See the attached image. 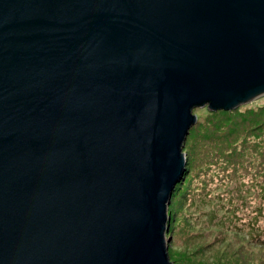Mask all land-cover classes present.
<instances>
[{
	"label": "water",
	"instance_id": "water-1",
	"mask_svg": "<svg viewBox=\"0 0 264 264\" xmlns=\"http://www.w3.org/2000/svg\"><path fill=\"white\" fill-rule=\"evenodd\" d=\"M264 95V0H0V264H174L194 110Z\"/></svg>",
	"mask_w": 264,
	"mask_h": 264
},
{
	"label": "rangeland",
	"instance_id": "rangeland-1",
	"mask_svg": "<svg viewBox=\"0 0 264 264\" xmlns=\"http://www.w3.org/2000/svg\"><path fill=\"white\" fill-rule=\"evenodd\" d=\"M194 112L198 120L183 149L190 171L185 174L169 205L171 217L167 237L171 238L170 259L174 264H264V242L252 238L248 234L249 227L239 232L232 225L223 228L190 223L185 209V190L188 191L202 176L199 173L201 161L219 159L236 143L244 147L245 152L253 153L254 146L263 142L264 95L234 110L212 111L204 106ZM241 211L246 215L243 219L257 216L258 220L264 221L263 213L250 208Z\"/></svg>",
	"mask_w": 264,
	"mask_h": 264
},
{
	"label": "trees",
	"instance_id": "trees-1",
	"mask_svg": "<svg viewBox=\"0 0 264 264\" xmlns=\"http://www.w3.org/2000/svg\"><path fill=\"white\" fill-rule=\"evenodd\" d=\"M254 149L253 153H247L236 143L219 159L201 161L202 176L185 190V209L190 223L223 228L232 225L239 232L249 227L248 234L264 242V221L257 216L243 219L246 215L241 211L250 208L264 214V140ZM189 171L187 165L185 174ZM250 178L254 179L249 181Z\"/></svg>",
	"mask_w": 264,
	"mask_h": 264
}]
</instances>
